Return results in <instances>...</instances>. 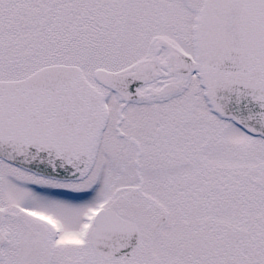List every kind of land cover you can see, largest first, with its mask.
<instances>
[{"label":"snow or ice","instance_id":"1","mask_svg":"<svg viewBox=\"0 0 264 264\" xmlns=\"http://www.w3.org/2000/svg\"><path fill=\"white\" fill-rule=\"evenodd\" d=\"M0 264H264V0H0Z\"/></svg>","mask_w":264,"mask_h":264}]
</instances>
